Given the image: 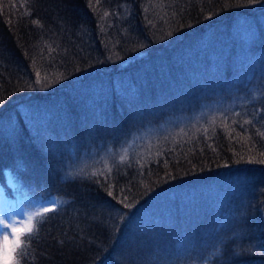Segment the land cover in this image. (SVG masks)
Here are the masks:
<instances>
[{
  "label": "trees",
  "instance_id": "16d2710c",
  "mask_svg": "<svg viewBox=\"0 0 264 264\" xmlns=\"http://www.w3.org/2000/svg\"><path fill=\"white\" fill-rule=\"evenodd\" d=\"M253 6L0 0V185L69 201L29 264H264V29L234 27ZM106 145L130 163L64 178Z\"/></svg>",
  "mask_w": 264,
  "mask_h": 264
},
{
  "label": "snow or ice",
  "instance_id": "6c2138e0",
  "mask_svg": "<svg viewBox=\"0 0 264 264\" xmlns=\"http://www.w3.org/2000/svg\"><path fill=\"white\" fill-rule=\"evenodd\" d=\"M247 2L248 4H259L261 2H264V0H247ZM149 23H151V21H149ZM250 33L251 28L250 26H248L247 28H245L244 38H248V35ZM36 75L37 77H39V72H37ZM259 94L261 97H264V90H259ZM256 99V95H253L252 101H255ZM261 102L264 103V101ZM5 104L6 101L0 100V108H2ZM231 112V108H223L222 110H220V115L224 120H228L229 114H231ZM258 112L260 114H264V107L258 109ZM24 115L29 123L33 122L34 117L30 113L26 112L24 113ZM234 115L238 117L241 114L239 112H236ZM214 120L215 116H213V121ZM235 123L236 120L233 119V124ZM251 123V120L245 119L243 121L244 125H250ZM8 130L12 133L15 132V128L13 125H9ZM204 131L207 132V129L205 128ZM260 136L264 137V132L260 133ZM114 140L118 141L119 137L114 138ZM45 150L53 153L55 152V149L51 144H48ZM121 152L123 154H121ZM127 152L128 149L126 147H122L121 151H117L116 149H113L106 145L104 149V155H102L99 160V164L102 167L97 168L95 165H91L76 170V167L74 165H69V167L72 168V171L64 170V178H71L73 180L78 178H86L88 180L98 178L96 180L97 183H99L101 179L107 182L114 168L125 163H130L128 161ZM117 156L119 157L118 160ZM18 163L19 166L23 169V162ZM259 163L264 164V159H261ZM61 167L63 168V165ZM109 188H112L111 184H109ZM108 196H113L112 190H108ZM37 203L47 204L49 206L37 207L35 210L27 212L26 218L17 219L14 222H8L0 218V229H3V232L0 233V264H29V254L27 249L34 240V234L39 233L41 225L45 222V215L56 212L59 207L68 204L69 201L64 199L50 198L43 199L42 201H38ZM120 203H123L127 208H131L133 206L130 202L125 203L124 200H121ZM123 218V216L120 217V219ZM234 219L240 220L241 217L236 216L234 217ZM9 229L10 232L8 231ZM261 247H264V244H262Z\"/></svg>",
  "mask_w": 264,
  "mask_h": 264
},
{
  "label": "rangeland",
  "instance_id": "374dc122",
  "mask_svg": "<svg viewBox=\"0 0 264 264\" xmlns=\"http://www.w3.org/2000/svg\"><path fill=\"white\" fill-rule=\"evenodd\" d=\"M252 5H254L252 9H258L256 10L257 16L239 18L234 25L235 30H237L243 38L245 36V28L250 26L251 33L248 35L247 39H251L256 34L260 36V28L262 27L264 29V3L261 2ZM42 200V198H35L28 193H22L16 188H14V191H8L6 187L0 186V218L8 222L26 218L27 212L33 211L40 206H48L47 204L37 203ZM8 231L10 232V229ZM2 232L3 229H0V233Z\"/></svg>",
  "mask_w": 264,
  "mask_h": 264
}]
</instances>
